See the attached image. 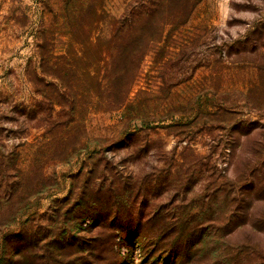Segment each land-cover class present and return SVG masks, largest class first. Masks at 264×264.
Returning <instances> with one entry per match:
<instances>
[{
    "label": "rangeland",
    "instance_id": "374dc122",
    "mask_svg": "<svg viewBox=\"0 0 264 264\" xmlns=\"http://www.w3.org/2000/svg\"><path fill=\"white\" fill-rule=\"evenodd\" d=\"M135 97L146 127L114 108ZM0 157V264H264V198L243 219L258 230L219 231L253 166L264 180V0H0ZM215 189L201 217L218 242L188 257L115 227L192 214Z\"/></svg>",
    "mask_w": 264,
    "mask_h": 264
},
{
    "label": "trees",
    "instance_id": "16d2710c",
    "mask_svg": "<svg viewBox=\"0 0 264 264\" xmlns=\"http://www.w3.org/2000/svg\"><path fill=\"white\" fill-rule=\"evenodd\" d=\"M84 4V3H82ZM74 9V8H72ZM73 12L71 11V8L66 7V12L63 11V28H67L69 24L66 22L72 18ZM131 22L132 20L128 16V14H124L119 17H112V22L110 23V28H109V33L112 35L114 38L116 37H124L126 35H129V31L131 29ZM81 52V50L79 51ZM117 52L120 54L122 53V49L117 50ZM125 69L129 70L130 66L126 65L124 66ZM137 66L134 71L137 70ZM123 69L122 67L120 70ZM135 72H133V77H134ZM88 76L91 80H96V84L98 87L94 88L97 96L101 99H107L108 97H102L101 93H106L109 89L108 84L110 83V77L109 78H98L97 75L93 72L90 73L88 72ZM132 77V79H133ZM131 81L129 82V84ZM132 84V83H131ZM130 84V85H131ZM129 86V85H128ZM132 86V85H131ZM129 86V88H131ZM139 93L136 94L138 96L139 94L142 93H147L143 90H139ZM139 98V97H138ZM145 100V99H144ZM139 99L137 101L136 97L133 100H127V102H124V98L116 100L114 104V108L116 110H121L124 118L127 120L128 123L131 124V122L139 120L142 124L143 127H146L147 124H149L150 120L147 117V104L146 101ZM104 101L101 100V103ZM113 105V104H112ZM105 106V105H104ZM171 106V105H169ZM170 109V108H169ZM171 112V110L169 111ZM171 114V113H170ZM173 116V112L171 114ZM72 122V120L66 121V124H69ZM52 123L54 126H62L63 124L58 125L55 121ZM142 127V128H143ZM142 129L138 128L137 126H134V131L135 132H140ZM131 136L134 134H130ZM2 160L0 157V164H2ZM248 176L245 178L248 179V182H245V184H242L239 186L238 193L234 194V196L230 199L228 204H225V197L223 199V204H225V209H223L224 213H228L227 217V223H225V218L223 219L222 223L223 226L220 228L219 231L224 230L225 227L228 229H236V228H244L249 226L252 231L258 230L257 224L255 222V219L253 218L252 222H245L243 219L244 217H250L251 221V216L254 214L248 212L249 206L251 203L256 202V200H260L261 198H264V180L263 182L258 179L259 175V170L257 169L256 166H253L251 169V172ZM242 177H240L238 180H240ZM157 179V178H156ZM1 180V178H0ZM237 180V181H238ZM1 184V181H0ZM232 185L237 186L238 182L231 183ZM207 187V186H206ZM246 187V188H245ZM235 188H230L229 190H225V194L229 195V193H232V191ZM245 189V192H243ZM218 194V195H217ZM219 191L218 189H215L213 191V196L217 195L216 197H211V200H209L206 204L205 207L203 204H194L193 200H191L188 203L187 208L189 206L197 205L199 207V211L197 212H192V214H184L181 215L177 218L172 217V218H163L162 222L157 223L155 222L156 216H151L148 218H130V217H114V221L119 223V225L115 224V227H119L123 229L124 231H128L130 228H134V232L137 231V236H141L145 239L151 240L154 242H157V245L159 243H166L168 240L167 238H170V242L173 243L176 246H182V248L185 249V251H188L189 253L187 256H180V258L188 257L190 255H193L194 252L192 249H196L198 245L205 244L209 241L215 242V244L218 242V240H214L217 235H220L221 233H212L211 231H215L216 228L215 226L210 225V223H206V220L204 217L202 218V212L204 214L207 212L206 207L212 205V200L216 201L219 199ZM222 194V193H221ZM251 195H253L251 197ZM248 200V202H246ZM250 201V202H249ZM203 206V207H202ZM193 207V206H192ZM202 218V219H201ZM205 223V224H204ZM228 225V226H225ZM129 232V231H128ZM168 235H170L168 237ZM167 236V237H166ZM20 237V235H18ZM219 238V237H217ZM25 260L31 262L32 264H44V258L42 256H37V255H32V254H27L24 255ZM220 258L224 260V257L221 255ZM225 261V260H224Z\"/></svg>",
    "mask_w": 264,
    "mask_h": 264
}]
</instances>
